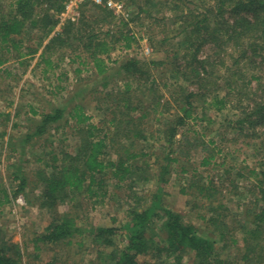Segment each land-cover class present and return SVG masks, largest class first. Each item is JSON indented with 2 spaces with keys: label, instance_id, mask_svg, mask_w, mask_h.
I'll use <instances>...</instances> for the list:
<instances>
[{
  "label": "trees",
  "instance_id": "16d2710c",
  "mask_svg": "<svg viewBox=\"0 0 264 264\" xmlns=\"http://www.w3.org/2000/svg\"><path fill=\"white\" fill-rule=\"evenodd\" d=\"M65 1L0 0V98L14 104L7 96L33 60L32 70L58 82L67 79L66 72L55 73L66 62L76 65V81L91 79L87 95L101 118L93 121L82 101L0 110V148L16 151L15 139L31 149L38 144L40 153L30 171L11 164L7 183H0V208L31 185L38 206L51 215L34 241L70 244L88 234L100 264H264V0H125L127 17L84 0L77 19L60 21ZM140 19L162 28L151 41L174 40L176 49L167 59L135 53L111 61L115 50L138 45L129 25ZM65 88L57 85L54 94ZM20 115L28 126L13 135L5 126H18L13 120ZM66 126L72 150L62 142L46 147ZM227 136L253 140L257 164L232 165L222 146ZM173 173L214 238L163 206ZM149 184L146 203L141 189ZM106 199L124 207L126 220L83 227L80 202ZM116 235L124 240L118 248ZM22 255L19 243L0 240V264H23Z\"/></svg>",
  "mask_w": 264,
  "mask_h": 264
},
{
  "label": "rangeland",
  "instance_id": "374dc122",
  "mask_svg": "<svg viewBox=\"0 0 264 264\" xmlns=\"http://www.w3.org/2000/svg\"><path fill=\"white\" fill-rule=\"evenodd\" d=\"M6 0H3L5 2ZM125 5V11L129 13L131 7L123 0ZM78 13L75 15L77 19L80 15L81 10H76ZM72 10L65 11L58 14L60 21L68 18L72 14ZM116 16H123L121 14H116ZM118 18V17H117ZM114 22H118V19ZM129 27L136 33L140 40L138 45L130 49H117L111 54V61L120 60L128 55H134L138 53L137 56L142 55L148 58L154 59H167L171 52L176 49V43L174 40L168 41L164 45H158L155 41H151L150 37L156 35L160 36L159 26L151 23L148 19H140L130 23ZM162 29V28H161ZM155 43V45H154ZM170 49V50H169ZM173 49V50H172ZM35 60L32 61L31 66H29L24 73L22 69H19L21 78L19 83L14 86L13 90L8 94V97L13 98L14 104L12 106L6 105L3 98H0V110L13 111V107L16 103L18 105H25L23 112L27 110L28 104L34 105L38 111L41 109H51L56 105H63L67 103L70 105L75 101H82L86 105V110L89 114L93 116V121H98L101 118V112L95 109L94 102L91 97L87 95L86 81L91 80L87 78L85 81L75 80V64L68 65L66 62L61 64L60 69H57L55 73H60V71L66 72L67 79H62L58 82L54 76L50 78H43L40 72V68L31 69ZM113 67H115L117 62H110ZM111 80L116 78L114 70L111 71ZM89 72L83 71L81 76L88 75ZM57 85L65 86L64 90L54 94L55 87ZM4 87V83L0 82V89ZM6 96V95H4ZM17 123L18 126L12 127V122H9L5 126L7 130H10L11 134L17 135L19 132L24 130L28 124L23 121L22 115L15 118L13 123ZM60 129L53 135L51 142H47L49 147L58 149L60 143L62 142L68 150H72L73 139L70 136V130L68 126L64 128V134ZM231 137V134L228 135ZM227 136V137H228ZM65 140L62 141V138ZM227 138L222 141V146L225 151L231 152V158L229 162L232 165L247 166L251 168L257 164L259 156L256 155L252 148L253 140H237L233 141L231 138ZM264 137V135H262ZM7 136L5 137V140ZM15 140V139H14ZM12 140V146L17 148L16 151H11V145H5V147L0 148V183L8 179V172L11 171L13 167L11 164L21 165V168L25 171H30L31 166L34 163V159L39 156L38 144L33 145L32 149L30 146H21L18 141ZM218 141V140H217ZM247 141V142H246ZM249 141V142H248ZM15 143V144H14ZM248 143V144H246ZM1 144V143H0ZM1 147V145H0ZM198 156L195 157L197 163ZM35 164V163H34ZM34 166V165H33ZM181 178L173 173L169 182L165 184L162 194V204L167 208L182 213L185 220L192 221L196 225L202 227V232L207 236L214 238L215 234L204 229L201 221L196 218V210H191V203L188 202L189 196L180 192ZM10 191L15 190V185L9 186ZM154 189V185L149 184L145 186L141 191L145 194L146 203H149L151 199L150 191ZM35 189L31 185L27 189L12 198V201L4 204L0 208V240L7 239L11 242L19 243L23 255L21 261L23 264H100L97 258V246L95 243L92 244L90 241V236L86 234L84 238L76 237L73 239L72 243H60V244H45L42 242H35L34 239L38 234L44 232L45 226L51 220V215L45 209L38 206L37 201L34 198ZM66 208L60 207V212L64 211ZM78 215L81 216L79 223L86 228L97 227V226H110L117 225L126 220L124 207L118 208L117 204L111 200H105L102 204H92L89 201L80 202L78 207ZM160 222L155 220V227H159ZM82 241L83 245H79L78 242ZM124 244V240L115 236V248L121 247ZM109 250L112 248H108ZM107 249V250H108ZM231 256V253L229 254ZM192 261L191 255H186L184 263H190Z\"/></svg>",
  "mask_w": 264,
  "mask_h": 264
},
{
  "label": "built area",
  "instance_id": "2783aa9c",
  "mask_svg": "<svg viewBox=\"0 0 264 264\" xmlns=\"http://www.w3.org/2000/svg\"><path fill=\"white\" fill-rule=\"evenodd\" d=\"M82 1L84 0H66L65 1L64 10L73 11L72 14L68 16L69 19L75 20V15L78 13L76 10L78 9V5ZM91 1L94 2L95 4L106 6L112 9L115 14L125 15V17L128 16V13L124 10L125 9L124 2L121 0H91Z\"/></svg>",
  "mask_w": 264,
  "mask_h": 264
}]
</instances>
